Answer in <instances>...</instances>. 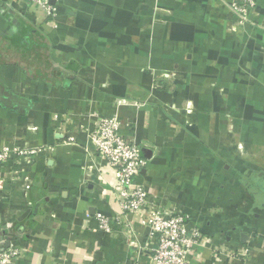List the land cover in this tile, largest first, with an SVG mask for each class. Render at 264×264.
<instances>
[{"label":"crops","instance_id":"obj_1","mask_svg":"<svg viewBox=\"0 0 264 264\" xmlns=\"http://www.w3.org/2000/svg\"><path fill=\"white\" fill-rule=\"evenodd\" d=\"M48 1L55 27L0 0V143L54 148L0 166L13 264H150L149 231L138 213L121 223L115 171L87 135L99 116L144 150L149 196L213 240L190 264H264V26L239 24L229 0Z\"/></svg>","mask_w":264,"mask_h":264},{"label":"built area","instance_id":"obj_2","mask_svg":"<svg viewBox=\"0 0 264 264\" xmlns=\"http://www.w3.org/2000/svg\"><path fill=\"white\" fill-rule=\"evenodd\" d=\"M26 13L41 18L50 27L56 26L58 8L48 0H23ZM259 0H229V10L241 25L263 27L260 16ZM70 117L68 116V119ZM67 117L64 120H68ZM69 122V121H68ZM97 155L115 171V188L119 199V215L124 225L129 214L138 213L139 224L147 228L154 242L150 264H190L198 247L213 245V240L201 228L191 223L188 214L176 212L149 196L145 184L137 181L139 171L146 164L141 149L128 138L122 121L116 116H99L86 129ZM73 140V136H69ZM21 141L0 143V166L20 160L27 162L34 154L43 150L53 151L45 146H25ZM99 229L110 232L113 228L107 216L97 215ZM120 223V224H121ZM22 254L21 247H8L0 250V264H13ZM247 249L228 250L232 259H245Z\"/></svg>","mask_w":264,"mask_h":264},{"label":"trees","instance_id":"obj_3","mask_svg":"<svg viewBox=\"0 0 264 264\" xmlns=\"http://www.w3.org/2000/svg\"><path fill=\"white\" fill-rule=\"evenodd\" d=\"M3 42H5V46H10L12 48L17 47V45H18L17 42L10 41V40H6V39H3ZM53 71L52 72H53V74L55 76H57V74H59L58 71H55V69H53ZM40 78L42 79L43 77H40ZM49 188H51L52 190L54 189V187H50V186H49ZM17 226H18V223L17 222L0 224V231H2V230L3 231H6V233L12 235V239H14V238H20L21 236L18 235V232L16 231L17 230ZM11 232H13V233H11ZM21 232L22 231H20L19 233H21ZM3 235H4V233L1 235L2 236V241L0 243V250L5 249L6 242L9 240L8 238H5V237L3 238Z\"/></svg>","mask_w":264,"mask_h":264},{"label":"water","instance_id":"obj_4","mask_svg":"<svg viewBox=\"0 0 264 264\" xmlns=\"http://www.w3.org/2000/svg\"><path fill=\"white\" fill-rule=\"evenodd\" d=\"M11 14H13V11L9 10L8 12L4 13L3 16L9 20V19H11ZM141 153H142V156L146 158V156L144 155L143 149L141 150ZM11 239H12V237L9 240H11ZM8 245H9V241L6 243V246H8Z\"/></svg>","mask_w":264,"mask_h":264},{"label":"flooded vegetation","instance_id":"obj_5","mask_svg":"<svg viewBox=\"0 0 264 264\" xmlns=\"http://www.w3.org/2000/svg\"><path fill=\"white\" fill-rule=\"evenodd\" d=\"M21 227V226H20ZM19 229V227H17V230ZM22 229H23V227H22ZM16 230V231H17ZM14 232V231H13ZM13 232H11V233H13ZM4 233V235H3V238L5 237V238H8V239H10L11 237H12V235H10V234H8V233H6V231H0V236L2 235ZM1 241H2V236L0 237V243H1ZM8 241H10V240H8ZM7 241V242H8ZM6 242V243H7Z\"/></svg>","mask_w":264,"mask_h":264}]
</instances>
